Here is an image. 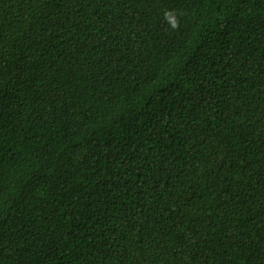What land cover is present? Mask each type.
Listing matches in <instances>:
<instances>
[{"label":"trees","instance_id":"16d2710c","mask_svg":"<svg viewBox=\"0 0 264 264\" xmlns=\"http://www.w3.org/2000/svg\"><path fill=\"white\" fill-rule=\"evenodd\" d=\"M0 264H264V0H0Z\"/></svg>","mask_w":264,"mask_h":264},{"label":"clouds","instance_id":"9594fccd","mask_svg":"<svg viewBox=\"0 0 264 264\" xmlns=\"http://www.w3.org/2000/svg\"><path fill=\"white\" fill-rule=\"evenodd\" d=\"M177 25L176 24H173V27H176Z\"/></svg>","mask_w":264,"mask_h":264}]
</instances>
